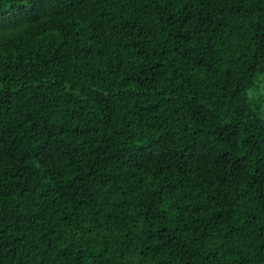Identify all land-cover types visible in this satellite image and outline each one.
Wrapping results in <instances>:
<instances>
[{"label": "trees", "instance_id": "1", "mask_svg": "<svg viewBox=\"0 0 264 264\" xmlns=\"http://www.w3.org/2000/svg\"><path fill=\"white\" fill-rule=\"evenodd\" d=\"M0 21V264H264V0Z\"/></svg>", "mask_w": 264, "mask_h": 264}, {"label": "snow or ice", "instance_id": "2", "mask_svg": "<svg viewBox=\"0 0 264 264\" xmlns=\"http://www.w3.org/2000/svg\"><path fill=\"white\" fill-rule=\"evenodd\" d=\"M0 23H2V21H0Z\"/></svg>", "mask_w": 264, "mask_h": 264}]
</instances>
